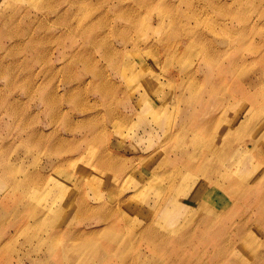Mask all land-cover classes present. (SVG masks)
I'll return each instance as SVG.
<instances>
[{"label":"bare ground","instance_id":"6f19581e","mask_svg":"<svg viewBox=\"0 0 264 264\" xmlns=\"http://www.w3.org/2000/svg\"><path fill=\"white\" fill-rule=\"evenodd\" d=\"M242 1L230 0L227 7L221 5L219 8H227L223 20L234 18V6ZM214 2L218 1L207 0L206 4L211 6ZM143 29V24L141 27L128 26L120 31L121 40L130 42V32H136L134 45L141 41L144 49L149 48L146 54L150 57L156 48L149 47L150 41H170L160 35H157L159 39H147ZM236 30L224 36L228 48H233L237 41L246 42L248 35L254 33L248 28V34L244 32L235 37ZM205 33L217 34L213 29ZM32 36L29 35V39ZM243 45L239 43L238 48ZM260 48L249 55L212 49L210 54L214 57L215 68L204 61L208 69L201 75H198L199 67L180 73V83L185 78L187 85L179 83L177 92L161 93L157 100L144 106L140 102L147 96L149 87L130 95L124 91L125 107L134 100L141 110L149 112L151 120L147 123L155 122L162 130L157 147L140 156L135 164L119 159L109 143L103 151L94 156L90 154L91 168L85 170L83 181L76 182L71 190L66 185L71 179L59 178L57 169L66 163H75L73 151L52 158L42 166L45 172L28 173L23 179L3 171L1 179L8 177L11 190L4 191L5 202H0V214L9 209L15 219L9 223L6 219L0 220V253L18 246L29 254V264H160L162 261L165 264H264V251H258L260 245L256 240L233 260H223L243 240H250L255 233L264 236V71L261 72L264 70V43ZM183 51L187 53L186 48ZM115 55L117 52L111 51L107 57ZM93 75L92 79L103 84L97 92L102 96L106 122L102 120L95 125L91 138H105L108 124L123 120L125 116L107 106L119 89L116 83L108 80L101 70ZM163 76L166 80H153L155 88H161L170 80ZM198 82L206 91L200 99L201 104L196 105V100L190 99L186 90L190 87L191 95L196 98ZM33 92L38 90L29 89L27 97L35 96ZM41 100L49 102L46 103L49 122L62 119L65 129L73 134L75 123L67 120L68 113H64L58 100L53 95H42ZM165 105L174 108V119L163 116ZM12 107L8 103L10 113H19ZM74 110L83 112L85 106L79 104ZM33 115L22 116L18 122L33 123L36 119ZM80 121L90 123L87 117ZM97 127L101 129L97 131ZM52 132L39 133L26 140L36 139L41 145L57 150L77 148L76 138ZM155 134L151 129L148 139ZM0 168H9L2 157ZM137 170L131 182L124 186V191L131 189L133 192L122 200V185ZM102 172L112 174L115 183L105 184ZM165 179L173 183L170 194L168 197L155 196L160 206L154 219L152 215L143 214L144 224L140 225L136 217L141 214L140 205L146 209L147 204H153L147 194H152L158 180L163 183ZM108 188L110 194L106 193ZM163 189L160 187L161 191ZM179 189L180 193L176 191ZM88 190H91V201ZM77 191L79 196L73 200ZM171 202L175 206L169 209ZM237 208L240 210L235 213ZM188 212L193 216L191 219L186 216ZM227 223L226 233H223L220 225L225 227ZM0 264L8 262L4 259Z\"/></svg>","mask_w":264,"mask_h":264},{"label":"rangeland","instance_id":"374dc122","mask_svg":"<svg viewBox=\"0 0 264 264\" xmlns=\"http://www.w3.org/2000/svg\"><path fill=\"white\" fill-rule=\"evenodd\" d=\"M206 1L0 0V157L9 163V168H0V202H5L4 191L11 190L8 177L1 179L3 171L23 179L28 173L31 175L35 172H45L42 166L59 154L65 155L73 151L76 156L73 165L66 163L57 169L59 178L64 181L71 179L66 184L70 190L76 182L80 184L83 181L85 170L91 168L90 154L94 156L103 151L109 143V148L119 159L130 164L137 163L140 156L147 155L157 147L158 140L162 138V130L155 122L153 125L147 123L148 119V122L151 120L148 117L149 112L143 109L142 111L134 100L125 107L127 103H124V91L130 95L135 90L149 87L147 96L140 102L144 106L157 100L161 93L177 92L181 81L178 79L180 73L197 70L199 67L201 71L198 75H201L208 69L204 61H208L215 68L214 57L210 54L212 49L226 50L227 53L235 51L239 52L238 55H249L255 49H261L264 43V0L242 1L234 6L235 17L229 20H223L226 17L223 12L227 8L219 7H227L230 0H217L218 2L211 6L207 5ZM257 18L260 20L255 22ZM141 24L145 25L143 34L147 39L160 35L170 40L166 42L160 39V44L158 41L149 42V47H156L153 50V58L146 54L149 48L144 49L141 41L134 45L136 32H130V42L121 40L120 31L128 26L141 27ZM248 28H252L254 33L248 35L247 41H237L233 48H228L224 36L237 29L234 35L239 37L244 32L248 34ZM211 29L217 32L215 36L212 35L214 33H205ZM31 34L33 36L29 39ZM239 43L244 45L238 48ZM184 48L187 53H184ZM111 51L117 52V55L108 58L107 55ZM97 70L103 71L105 77L118 86V91L114 98L108 100L107 106L119 110L125 117L114 124H108L105 138L92 139L91 130L95 125L102 120L106 122L103 117L105 107L100 99L102 96L97 92L103 84L92 79ZM163 75L168 76L170 80L161 88H155L153 80H166ZM180 84L187 85L185 78ZM195 87L198 91L196 98L191 95L190 87L186 93L199 105L206 88L200 82ZM29 89H36L38 92H33L35 96L29 98L26 95ZM42 95H53L58 100L64 113H68L67 120L75 123L73 134H70L69 129H65V121L62 119L55 123L49 122V106L46 104L49 102H43ZM136 96L137 94L134 95L135 98ZM8 103L13 105L12 110L16 108L19 113H10ZM79 104L85 106L83 112L74 110ZM173 109L171 105H165L163 116L174 119ZM29 114L36 116L33 123L18 122L22 116L26 118ZM83 117H87L90 123L81 122ZM142 117L147 118L146 122L141 120ZM100 129L97 127V131ZM151 129L156 133L155 137H150L152 142L148 139ZM52 131L65 138H76L77 148L57 150L41 145L36 139L26 140L36 134L45 135ZM138 171L132 172L130 178L124 181L120 194L122 200L132 194L131 189L124 191V186L131 182L130 179ZM102 175L105 184L115 183L112 174L102 172ZM153 186L157 187L152 194H147L153 204H147L149 210L140 205L141 214L136 216L140 225L144 224L143 214L152 215L151 219H154L155 211L160 206L155 196L168 197L173 183L167 179L163 183L158 180ZM160 187L164 188L163 191ZM176 191L180 193L182 190ZM110 192L108 188L106 193ZM87 193L91 201V190ZM78 196L79 191L73 200ZM212 199L218 203L216 196ZM174 206L171 202L168 208L172 209ZM239 210L237 208L235 213ZM11 212L13 211L9 209L2 211L0 220L6 219L7 223L13 221L15 218ZM190 213L186 214L189 219L193 217ZM228 223L225 227L220 225L223 233H226ZM250 223H253L252 219ZM230 239L235 237L230 236ZM255 240L260 245L258 251H264V236L255 233L250 240H243L236 248L233 247L223 260H233L245 252ZM28 256L26 250L18 246L9 247L0 253V262L5 259L8 264H29Z\"/></svg>","mask_w":264,"mask_h":264}]
</instances>
